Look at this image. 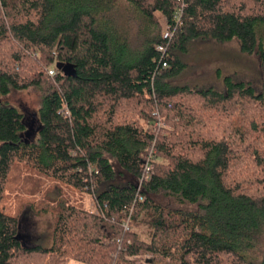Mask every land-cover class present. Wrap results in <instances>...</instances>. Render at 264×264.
<instances>
[{"label": "trees", "instance_id": "1", "mask_svg": "<svg viewBox=\"0 0 264 264\" xmlns=\"http://www.w3.org/2000/svg\"><path fill=\"white\" fill-rule=\"evenodd\" d=\"M196 40H236L264 67V0H0V264H264V91L174 84ZM30 88L35 126L7 101ZM16 185L37 207L8 210ZM47 214L43 234L31 217Z\"/></svg>", "mask_w": 264, "mask_h": 264}, {"label": "rangeland", "instance_id": "2", "mask_svg": "<svg viewBox=\"0 0 264 264\" xmlns=\"http://www.w3.org/2000/svg\"><path fill=\"white\" fill-rule=\"evenodd\" d=\"M157 17L161 29L163 30L165 18L161 15H157ZM183 60L186 63V68L179 77L173 79L174 84L186 83L189 87L196 89L213 88L217 91H224L226 88L225 79L229 78L232 81H242L245 84L251 85L256 90L264 91V67L261 66L257 54L243 53L236 40L228 42H218L214 40L193 41L189 44L187 53L183 55ZM7 101L23 109L26 112V115L27 113L29 115L34 114L39 102V91L36 88L16 91L9 95ZM31 119L34 118L32 116L31 118L30 116L27 117L29 122ZM33 121H31L32 123L30 122V124H32V126L37 125L35 119ZM32 126L30 125V127ZM22 174L33 177L34 182H53L49 179L36 180L34 173L25 165L22 166ZM46 184L47 186H43L42 188V190H45L44 193H46V196L58 197V190L56 188L52 189L50 183ZM62 188L76 204L81 205L85 209L95 210L90 195L76 190L73 191L64 186ZM6 193V207L11 213L22 208L23 205L27 203L35 204V207L39 204V202L36 201L37 196L34 198L35 202L27 200L28 198L24 197L26 193L20 192L19 186L17 185L13 186L11 190H7ZM38 198H41V196ZM43 202L44 201L41 200L40 204ZM31 221L34 222L36 230L44 234V232L47 233L49 231L52 218L50 214H47L38 217H31ZM141 234L144 240H149L145 228L142 230ZM257 252L255 251L253 253L259 254L262 251L258 250ZM149 257L150 256L147 254H144L136 256L132 260L139 264H152L149 261ZM66 263L85 264L74 259H67L62 264Z\"/></svg>", "mask_w": 264, "mask_h": 264}, {"label": "built area", "instance_id": "3", "mask_svg": "<svg viewBox=\"0 0 264 264\" xmlns=\"http://www.w3.org/2000/svg\"><path fill=\"white\" fill-rule=\"evenodd\" d=\"M185 6H186L185 3L181 2L179 7L177 8V11H176V13L174 15L175 24L176 25L180 24L181 13H182L183 8ZM172 36H173L172 26L165 19V25H164V28H163V38L170 39ZM157 48L161 52L165 51V48L163 46H161V45L158 46ZM164 65H166V63ZM48 72H49L50 75H54L55 74L54 70H52V69H50ZM60 112H62L64 115H69V112H68L67 107L65 105L62 106V108L60 109ZM150 127L152 128V130H157V129H161V128L166 127V124L162 120L157 119L155 122H153L150 125ZM155 156H156V150L154 149V147H151V149L148 151V154H147V156H146V158L144 160V163H143V174H142L141 178L138 181V182H140L139 184H141L144 181L146 182V181H148L151 178L152 173H153V169H154ZM139 200H142V197H139ZM123 228L125 230L129 229V219H126L124 221ZM128 258L130 260H132L134 257L129 256Z\"/></svg>", "mask_w": 264, "mask_h": 264}, {"label": "water", "instance_id": "4", "mask_svg": "<svg viewBox=\"0 0 264 264\" xmlns=\"http://www.w3.org/2000/svg\"><path fill=\"white\" fill-rule=\"evenodd\" d=\"M63 70L65 72V75L70 76V75H74L75 74L74 71L71 70L70 66H64ZM19 235H20V232H18V234L16 235V238H19Z\"/></svg>", "mask_w": 264, "mask_h": 264}, {"label": "crops", "instance_id": "5", "mask_svg": "<svg viewBox=\"0 0 264 264\" xmlns=\"http://www.w3.org/2000/svg\"><path fill=\"white\" fill-rule=\"evenodd\" d=\"M71 261H73V260H71ZM67 264V263H66Z\"/></svg>", "mask_w": 264, "mask_h": 264}]
</instances>
